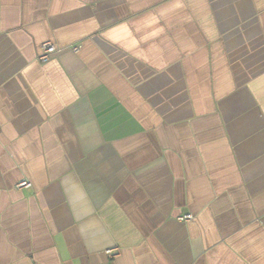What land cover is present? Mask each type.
<instances>
[{"label": "crops", "instance_id": "crops-1", "mask_svg": "<svg viewBox=\"0 0 264 264\" xmlns=\"http://www.w3.org/2000/svg\"><path fill=\"white\" fill-rule=\"evenodd\" d=\"M0 264H264V0H0Z\"/></svg>", "mask_w": 264, "mask_h": 264}, {"label": "built area", "instance_id": "built-area-1", "mask_svg": "<svg viewBox=\"0 0 264 264\" xmlns=\"http://www.w3.org/2000/svg\"><path fill=\"white\" fill-rule=\"evenodd\" d=\"M79 47L78 46H74L73 50L74 51H78ZM62 48L58 47L56 44H54L53 42H43L41 44V53L39 55V59L46 61L48 60L53 54L61 51ZM32 186V183L30 180L23 178L22 180H20L17 183V187L18 188H30ZM193 218L192 214H186L183 216H180L179 219L180 220H190ZM107 254L110 256H116L119 254V248L118 247H114V248H108L106 250Z\"/></svg>", "mask_w": 264, "mask_h": 264}]
</instances>
